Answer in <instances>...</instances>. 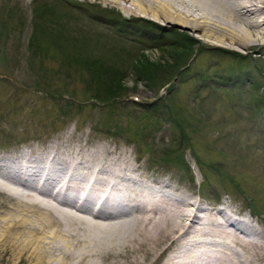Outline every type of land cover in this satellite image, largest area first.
Here are the masks:
<instances>
[{"label": "rangeland", "instance_id": "374dc122", "mask_svg": "<svg viewBox=\"0 0 264 264\" xmlns=\"http://www.w3.org/2000/svg\"><path fill=\"white\" fill-rule=\"evenodd\" d=\"M212 41L133 8L0 0V155L128 151L143 173L249 216L264 237V49ZM113 74L120 89L105 99L98 85ZM170 247L143 264H161Z\"/></svg>", "mask_w": 264, "mask_h": 264}, {"label": "bare ground", "instance_id": "6f19581e", "mask_svg": "<svg viewBox=\"0 0 264 264\" xmlns=\"http://www.w3.org/2000/svg\"><path fill=\"white\" fill-rule=\"evenodd\" d=\"M87 1L150 12L226 50L264 49V0ZM192 199L124 150L51 145L0 155V258L143 264L172 245L161 264H264V237L247 220Z\"/></svg>", "mask_w": 264, "mask_h": 264}, {"label": "trees", "instance_id": "16d2710c", "mask_svg": "<svg viewBox=\"0 0 264 264\" xmlns=\"http://www.w3.org/2000/svg\"><path fill=\"white\" fill-rule=\"evenodd\" d=\"M172 46V48H176V47H183L184 45L183 44H178V43H172L170 45V47ZM185 52H183V55H184ZM99 67H96L95 69H98ZM99 71V74H98V77H102L101 74L105 75H109L110 73H112V69L111 70H108L106 73L104 70H98ZM97 77V78H98ZM121 78L122 76H118L117 74H113L111 77L108 76V83L107 81H105L106 83H102L101 85L99 84L98 85V93L100 92V90H104V92H107V94L105 95V99H109V98H114L115 95L119 92V89H120V81H121ZM93 79H96V78H93ZM118 91V92H117ZM179 122V121H178ZM180 123V122H179ZM181 125V123H180ZM184 129V128H182Z\"/></svg>", "mask_w": 264, "mask_h": 264}]
</instances>
